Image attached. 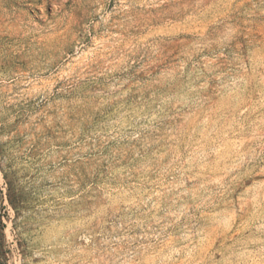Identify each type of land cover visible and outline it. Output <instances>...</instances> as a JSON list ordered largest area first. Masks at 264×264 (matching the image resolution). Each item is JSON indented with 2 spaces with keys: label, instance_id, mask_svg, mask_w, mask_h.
<instances>
[{
  "label": "rangeland",
  "instance_id": "obj_1",
  "mask_svg": "<svg viewBox=\"0 0 264 264\" xmlns=\"http://www.w3.org/2000/svg\"><path fill=\"white\" fill-rule=\"evenodd\" d=\"M0 264H264V0H0Z\"/></svg>",
  "mask_w": 264,
  "mask_h": 264
}]
</instances>
